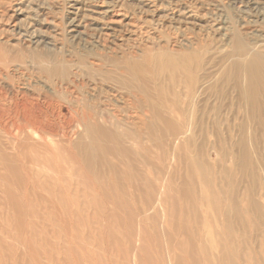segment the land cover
<instances>
[{
  "label": "bare ground",
  "instance_id": "6f19581e",
  "mask_svg": "<svg viewBox=\"0 0 264 264\" xmlns=\"http://www.w3.org/2000/svg\"><path fill=\"white\" fill-rule=\"evenodd\" d=\"M247 1L256 6L255 11L257 7L258 11L259 7H264V0ZM240 3L246 2L241 0ZM105 8L103 3L93 12L105 19L108 14ZM187 20L191 21V16ZM111 24L121 25L120 29L123 26L121 20H113ZM127 25L123 26L125 31H128ZM242 29L241 24L233 28L234 47L221 58L207 56L204 46L183 49L173 42L158 49H137L139 55L129 50L121 56H113L112 49L92 42L90 48L83 46L84 53L74 63L59 52L65 49L63 44L59 47L37 37L28 42L19 39L24 46L18 50L9 48L12 61L16 62L27 52L37 64L28 67V71L21 68L11 71L0 62V175L10 180V185L22 188L25 171L20 162L30 169L33 164L46 170L44 166L56 159L67 163L70 177H78L83 191L85 186L90 191L89 176L97 181L106 204L111 206L107 213L108 228L113 229H110L111 239L114 240L120 233L117 230L127 227L125 222L135 216L143 214L146 216L142 215L143 218L154 220L161 214L165 225L160 233L156 231V237H164L170 251L171 246L177 247L191 264H199L203 253L207 264H264V154L260 155L264 144V33L248 29L249 39ZM119 30L112 26L113 32L119 33ZM228 30L231 31L226 28L225 33ZM61 37L69 42L65 36ZM75 45L80 47L83 43ZM2 50L0 47V52ZM39 83H42L41 88L37 87ZM2 129L8 134L5 141ZM70 135L76 139H70ZM259 165L262 166L259 168ZM56 168L58 174L63 172ZM41 170L35 179L43 178L41 185L48 198H36L34 204V199L29 197L31 204L28 210L25 208L27 214L21 209L23 199L20 201L11 191L6 193V205L12 212L6 221L15 233L18 252L12 254L10 246L0 237V264H44L46 254L49 256L46 261L61 264H70L73 257L78 258L77 246L69 245L67 235L68 229L74 230L72 238L76 240L82 231L77 222L70 223L73 216L70 217L68 208L78 203L79 189L75 185L79 183L71 185L74 180L68 178L71 181L63 188V179L57 184L58 181L54 182L49 176L42 177ZM28 174L33 175V170ZM37 201L44 207L40 209ZM138 202L142 204L139 206ZM114 207L125 216H117ZM148 212L154 215H146ZM27 215L32 218L33 226L24 223ZM97 215V218L93 216L95 221L102 214ZM142 219L139 226L145 221ZM37 220L45 224L35 225ZM100 224L99 220L97 225ZM130 228L128 226L127 230ZM148 230L146 232H151ZM146 232L144 227L139 234L138 244L142 250L148 245ZM23 233L30 239L26 240ZM42 234L46 237L55 234L58 250L45 236L35 239ZM203 238L211 240L212 249L199 250L196 244ZM95 240L96 245L98 239ZM99 246L96 253L100 252ZM114 253L116 257L115 249ZM15 256L18 257L15 259ZM132 257V264L145 262L138 251ZM167 262L184 264L180 254L174 255L173 261L168 257Z\"/></svg>",
  "mask_w": 264,
  "mask_h": 264
},
{
  "label": "rangeland",
  "instance_id": "374dc122",
  "mask_svg": "<svg viewBox=\"0 0 264 264\" xmlns=\"http://www.w3.org/2000/svg\"><path fill=\"white\" fill-rule=\"evenodd\" d=\"M206 1L205 0H191V1H189V0H150V1L149 0H130V1L129 0H0V47H2L4 49L0 52V62H2L11 71L13 69H18V68H21L20 69L21 71H25V69H27V71H28V67H34V65L37 64V62L34 58H32L33 61L30 59V53H27V52H26L27 54L26 53L24 55L22 54L19 57V60H17L16 62L12 61V55L13 54L9 53L11 51L9 48L13 47L14 50H18L19 47L23 45L22 43L19 42V39H21V38L26 40L27 42L29 41L30 38H33V37L43 38L49 44L59 45V47L61 44H63L66 47L63 50H59V52L61 54L65 55V57L69 61H73L75 63L78 61V58H79L78 56L84 53V50H82L83 46L85 45V47L90 48L92 45L91 44L92 42H99L101 45H106L107 47L112 49L113 53L111 55H113V56H121V54L123 52H127L129 50H135V52H137V55H139L140 51H138L137 49H143L145 47L146 48H152V49H158L160 46L167 44V42H170V43L173 42V43H176V46H178V48H183V49L195 48V47L201 45V46H204L205 50L208 51L207 56H210V57L213 56V57L221 58L224 55L228 54L229 51L232 49V47H234V44L232 41L233 40L232 35H233V28H235L236 26L241 24V26L243 27L242 32L244 33V31H245L244 34H246L249 39L251 38V35H249L246 32V31H248V29L256 30L257 34H259L260 32H261L260 34L264 33V27H263L264 26V18H263L264 16L262 15V14H264V7H259L260 11H258V7H257V10L255 11L254 9L256 8V6L253 5L252 3H249L247 0H244L246 3H240L241 0H238L239 3L237 0H226V1L225 0L224 1L223 0H206ZM235 2H236V4H235ZM103 3L105 4V7H106L105 8L106 10H104V11H107V13H108L105 16V19H102L98 16V14H95L98 12H93L94 9L96 10V9L100 8L101 5H103ZM237 7H238V9H237ZM175 13H177V14H175ZM76 14H77V16H76ZM189 16H191V21L187 20V17H189ZM244 18L245 19L247 18V20H245ZM257 18H259L260 20L263 19V21L262 20L260 21L259 19L257 20ZM228 19H229V21H228ZM113 20H121L123 22V26H126L128 24L127 25L128 31H125V27H123V26H122V29H120L121 25H119V26L112 25L111 21H113ZM247 21H248V23L250 22L249 23L250 25L247 23ZM187 22H191V23H195V24H190ZM219 22H221V23H219ZM223 23L226 24L224 28L221 27V24H223ZM254 25H256V26H254ZM112 26H114L117 30L120 29L119 33L113 32ZM186 27H187V29H186ZM207 27H208V29H207ZM226 28H230L231 31L228 30L227 33H225ZM145 29H147V30H145ZM239 29H241V28H239ZM26 30L29 31L28 34L25 33ZM206 31L207 32L209 31V32L207 33ZM102 33H103V35H102ZM60 35L65 36L66 39L69 40V42L68 43L64 42L63 37H61ZM55 36L57 37L56 39H54ZM201 36H203V37H201ZM100 39H102V40H100ZM88 40H89V42H88ZM126 41H127V43H126ZM79 42L81 44L83 43V45H81L80 47H76L75 44L79 43ZM217 43H219V44H217ZM230 43H231V45H230ZM100 44H99V46H100ZM25 46H27V45H25ZM222 46H224V47H222ZM35 47H36V45H35ZM33 48H34V46H33ZM15 52H18V51H15ZM72 52H74L73 53L74 55L71 54ZM209 52H211V53H209ZM231 52L232 51H230V53ZM214 54H216V56ZM235 59L236 58L233 57V61H235ZM17 64H18V66H17ZM29 72H32V70ZM96 79H98V78H96ZM38 80L41 81L40 79H37V82H39ZM41 85H42V83H39V85L37 87L41 88ZM10 92H11V90L9 91V93ZM59 103L63 104V101H59ZM64 114H67V112L64 111ZM1 134L4 136L3 140L5 141L8 137V134L6 133V131L4 129H2ZM70 139H76V137H74V135H70ZM261 146L262 147L260 149V153H261L260 155L262 156L264 154V144ZM52 162L53 163L50 164L49 166H44V168H46L47 172L45 169L40 167V165L38 167L36 165L31 164V167H33V168L30 169L27 164L20 162L21 168L23 169V171H25V173H23L25 175V177H24V182L22 183V188H19L16 184L10 185V180L4 179L0 175V209H2V211L0 210L2 212V214L0 212V216H1L0 217V221H1V223H0V237L3 239V241L7 245L10 246L9 251L11 253L13 252L12 254H14L15 252L17 253L18 249H17V245L15 244V240H16L15 239L16 238L15 233H14L12 228L8 227V225H7L8 222L6 221L8 216H10V217L12 216V214H11L12 212L10 210L11 208L8 205H6L7 204V197H6L7 194L6 193L11 191V193L16 195V197L19 200L23 199L22 200L23 202H21L22 203L21 209L22 210L24 209L23 212L25 214H27V210L29 209L28 204H31V203H29V202H31V201H29L30 198L34 199L33 200V202L35 201L34 204H36V198H40V199L41 198H48V194H46L47 191L45 190V187L42 186L43 185L42 184L43 178H40L38 180L35 179V176L38 173H40L41 169H43V170H41L43 172L42 177H48L49 176L50 179L53 180L54 182L58 181L57 184L62 183L61 186L63 188L66 185H69L68 182H70L71 179L74 180V181L70 182L71 185L72 184L75 185L78 182L79 184H77V185L80 186V187H78L77 185H75V187H77L79 189V195H78V199H77L78 203L77 204L72 203L71 204L72 206L70 205L68 207L70 210L69 214L71 213L70 214L71 216L70 215H68V216H70V217L73 216L72 217L73 221H70V223L75 224L77 222V224L79 226V231L80 230L83 231V232L80 231V233H79L80 236L76 240H74L72 238L73 234H74V230L72 231V230L68 229V235L69 236L67 235V238L69 240V245L77 246L75 248H77L79 251L78 258L73 257V259L71 260L72 263L69 261L70 264H114L115 262L117 264H124V263L132 264V262H131L133 260L132 256L134 255L135 251H138V254H141V256L143 257L142 259L145 261V262H143V264H147V263L148 264H159V258H161L160 259L161 264H167L168 263L167 258L170 257L173 261L174 255H176V254H180L184 264H191L190 260L185 256L184 253L179 251V249H177V247L172 248V246H171L172 251H170V245L168 243H166L167 241L165 240V238L162 236L156 237V234H155L156 231H158V233H160L162 226L164 228V225H165L163 222L164 219L163 220L161 219V214L160 215L158 214L159 216L154 217V220L151 219L152 221L150 220V218L146 219L145 218L146 216L143 214L142 215L145 216L144 217L145 219L143 218L142 215L135 216L134 218L125 222V226H127V227H125V228L121 227L117 230L120 233L118 235H116V238L114 240L111 239V236H110L111 232L110 231L111 230L113 231V229L110 228L111 229L110 230L108 228L109 223L107 221V213H108L109 207L111 208V206H108V204H106L104 195H102L103 192L100 189V186H98L99 184L97 183V181H95L92 176H89V179L87 182V184H89V186L88 185L87 186H88V189L90 191H88L86 189L87 188L86 186H85V191H83L84 189L82 190V187H81L82 185H81L78 177H75V176H74L75 178L72 176L70 177L69 170L67 168L68 167L67 163L66 164L64 162L59 163L56 159H52ZM62 163H64V164H62ZM54 164L57 165L56 167L61 168L63 170V172L60 171V173L58 174L56 171L57 168L55 167ZM260 166H262V165H259V168H260ZM0 167H1V164H0ZM29 170H33L34 176L32 174L31 175L28 174ZM61 174L63 175V177ZM64 175L69 176V177H66ZM55 177L56 178L61 177V178L56 180ZM68 178H71V179H68ZM62 179H63V181H62ZM8 181H9V183H8ZM60 181H62V182L60 183ZM12 189L14 191H12ZM24 190H26V191H24ZM40 191H41V193H40ZM85 192H87V194H85ZM64 194L66 195V192ZM83 194H85V196ZM30 195H32L33 197ZM93 195H95V196H93ZM97 196H98L99 200H98ZM91 197H93V198H91ZM91 199H92V201H91ZM80 201L82 202V204H80L81 203ZM93 201L94 202L98 201V204H97V202H95V206H94ZM138 204H139V202H138ZM138 204L136 205L137 208L142 203H140L139 206H138ZM37 206L41 209L44 207V204L41 205L37 201ZM37 206L35 205L34 207H37ZM5 207H7V208H5ZM92 207L94 210L92 209ZM100 208H102V209H100ZM114 208H115L114 213L117 216L121 215L120 216L121 218H123L125 216L123 214L122 210H120L118 207H114ZM118 209L120 212L117 211ZM102 211H105V212H102ZM116 211L119 213H117ZM92 213H93V215H92ZM96 215L97 216L101 215L102 217L101 216L98 217V219H96V221H95L93 219V216L96 217ZM146 215H154V214L148 212ZM141 216L143 219L140 218ZM26 217L27 218L25 219L24 223L26 222L29 225L30 224L32 225V223H33L32 218L29 217L30 218L29 219L28 215ZM156 218H158V219H156ZM140 219L145 220V221H142L143 224H141V226H139ZM91 220H93L95 224H92ZM99 220H100L101 224L105 223V224H102L103 227L101 226V224L97 225V224H99ZM131 220H133V222ZM155 220H156V222H154ZM148 221H149V223H148ZM34 223H35V225H38V226H42L43 224H45V222L43 223V221H41V223H40V221H38V220L35 221ZM3 224H5V225H3ZM122 224H123V221H122ZM157 224H158V226L159 225L160 226L158 227ZM205 224H203L204 227L207 226V224L206 225ZM143 225L145 227V232L148 229L151 230V232L149 230H148L149 232H146L148 235V238H145V239H148L147 240L148 245L146 246V248L147 247L148 248L147 249L145 248L148 251H145V249L142 250L140 248V245L138 244L139 243L138 240L140 239L139 234H140V232L142 233L144 231V227H142ZM216 225H219V224H216ZM88 226H90V227H88ZM128 226L129 227L131 226V228H130L131 231H130V229L127 230ZM152 227H153V229H152ZM84 229H85V231H84ZM9 230L11 232L12 231L13 232L11 233ZM86 230L87 231L89 230L90 232L89 231L88 232L90 234H88V232ZM94 230H96V231H94ZM124 231H125V233H123ZM81 232L83 235L82 237H81ZM86 232H87V234H86ZM93 232H95L94 235H93ZM128 232L133 233V235L129 236L127 234ZM2 233H3V235H2ZM9 233H10V235H9ZM97 233L99 235L101 234V236L102 235L103 236L100 238V236L98 237ZM105 234H106V236H105ZM89 235L91 237V240L89 239L90 238ZM92 235H93V237H92ZM23 236H24V238L27 237L26 240L30 239V236H28L24 233H23ZM44 236L46 237L45 234H42V236H40V237L36 236L35 239L39 238L38 240H41V238H43ZM153 236H154V239H153ZM95 237H98V238H95ZM46 238H47V240H50L51 243L53 242V244L56 246V248L58 250V247H57L58 244L56 243L57 242L56 235L55 234H54V236L49 235ZM180 238L177 237L176 239L181 240ZM83 239L85 242L83 241ZM87 239H88V242H87ZM95 239H98L97 243L99 244V242H100V244H99L100 246L97 245V243L95 245V243H94V242H96ZM72 240H73V243H72ZM79 240H81V241H79ZM108 240H109V242H108ZM110 240H111V242H110ZM128 240H129V242H128ZM133 241H135V242H133ZM159 241H161V242H159ZM162 241H164V242H162ZM8 242H10V243H8ZM131 242H133V243H131ZM74 243H75V245H74ZM134 243L136 244L137 247H135ZM89 244L93 245L94 247L97 246L96 249ZM154 245H155V247H154ZM159 245L161 246V248L164 247V249L162 250L159 247ZM98 246H99V251H100L99 253L100 254L98 253V251L96 253ZM122 246H124V247H122ZM128 246L130 247V249ZM156 246H157V248H156ZM196 246H198L199 250H204L205 248L212 249V247H213L211 240L206 241L204 238H203L202 242H198L196 244ZM15 247H16V249H15ZM133 247L135 248V250ZM90 248H91V250H90ZM100 248L102 251L100 250ZM158 248H160V249H158ZM109 249L111 252L109 251ZM114 249H115V252L117 251L116 257H115ZM153 249H154V251H153ZM13 250H15V251H13ZM173 250H175L176 252ZM104 251L105 252L107 251L106 252L107 254ZM123 251H124V254H122ZM85 252H87V253H85ZM157 252L159 254L161 253L162 256L160 255V257L157 258L156 256H159V254L157 255ZM146 253H147L148 257L145 256ZM170 253H173V254L171 255ZM97 254H99L98 258H97ZM102 254H104V256H101ZM46 256H47V258L44 260V264L45 263L46 264H53V263L54 264H61L60 261L59 262H52L50 259L48 261L49 262L51 261V263H49L48 261H46L49 258L48 254H46ZM117 256H118V258H117ZM17 257L18 256H15V259ZM82 257L84 258V260H82L83 259ZM95 257H96V259H95ZM149 257H150V259H149ZM202 257L204 259H202ZM100 258L103 261H101ZM105 258H106V260L104 261ZM115 258H117L118 260ZM78 259L80 262L78 261ZM89 259H91L92 261ZM152 259H153V262H152ZM199 259H200L199 264L202 263V260H204L203 264L208 263L207 257L205 256L204 253L199 256ZM150 260H151V263L149 262ZM156 260H158V261H156ZM84 261H86V262L84 263ZM126 261H128V262H126ZM16 262L17 261L15 260V263Z\"/></svg>",
  "mask_w": 264,
  "mask_h": 264
}]
</instances>
